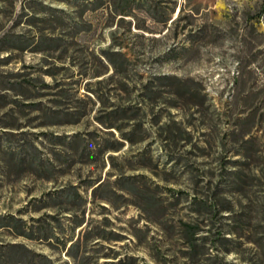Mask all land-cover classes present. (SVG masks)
Segmentation results:
<instances>
[{"label":"rangeland","instance_id":"374dc122","mask_svg":"<svg viewBox=\"0 0 264 264\" xmlns=\"http://www.w3.org/2000/svg\"><path fill=\"white\" fill-rule=\"evenodd\" d=\"M91 3L0 0V253L72 264L100 233L138 264H264V0Z\"/></svg>","mask_w":264,"mask_h":264},{"label":"trees","instance_id":"16d2710c","mask_svg":"<svg viewBox=\"0 0 264 264\" xmlns=\"http://www.w3.org/2000/svg\"><path fill=\"white\" fill-rule=\"evenodd\" d=\"M83 5H91L92 0H78ZM102 56L106 59L108 64L114 69L116 72H121L123 70L124 65L126 64V56L124 53L118 50H104L102 51ZM154 82V81H153ZM148 89L150 87L147 86ZM152 89V88H151ZM91 93L97 98L100 99V94L93 90L88 89ZM101 100V99H100ZM127 108L118 107L115 109L108 110L103 116L105 121H102L107 127H114L120 132H122V137L127 141L133 142L131 135L140 130L141 124L135 123L133 127L129 131H122L123 127L121 124L114 123L115 120L123 118L126 114ZM66 142H72L71 139L66 140ZM118 146V145H117ZM109 148V147H108ZM115 148V146L111 147ZM85 154V149L82 152V155ZM54 194H57L59 197H64V194H67L68 201L72 203L73 201L76 202L79 199L80 194L75 187H68V189L58 190ZM69 210V209H67ZM68 220H71L68 217ZM75 223L71 228V234L73 235L74 229L82 225V220H75L72 219ZM10 221L12 222L13 227L17 230V235H24L28 236L29 238H39L42 240H49L54 239L57 243L61 244L63 248H66L67 242L71 241L72 238L68 239L62 236H58L55 233L49 234L45 227L42 225L37 227L39 229V234L33 237V226L31 225L30 229H28L27 233L19 228H22L20 222H23L21 219H17L15 217H11ZM36 228V227H35ZM88 232H86L87 234ZM85 235V234H84ZM66 236V235H65ZM81 237L78 236L73 242H71L67 248L66 255L72 260V264H138L137 259L131 255H122L121 253L117 252L114 249H108L111 252L108 253H89L93 250H99V247H102L100 241L102 239L106 240V236L101 235L100 233H95L93 235H85ZM81 245H83L82 252L80 253ZM29 253H0V264H55V262L43 255L41 253H34L33 251L29 250ZM192 256H195L196 253H191ZM100 258L104 260L100 262ZM67 264V263H66ZM148 264V263H146Z\"/></svg>","mask_w":264,"mask_h":264}]
</instances>
